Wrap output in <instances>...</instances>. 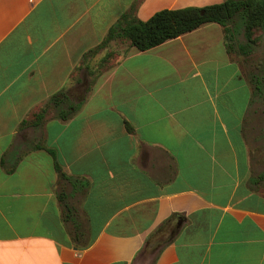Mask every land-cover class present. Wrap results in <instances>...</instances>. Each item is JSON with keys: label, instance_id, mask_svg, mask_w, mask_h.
Here are the masks:
<instances>
[{"label": "crops", "instance_id": "0c3cea01", "mask_svg": "<svg viewBox=\"0 0 264 264\" xmlns=\"http://www.w3.org/2000/svg\"><path fill=\"white\" fill-rule=\"evenodd\" d=\"M224 1L0 0V264H264L263 144L223 27L93 65L125 15ZM94 78L71 119L24 126Z\"/></svg>", "mask_w": 264, "mask_h": 264}, {"label": "trees", "instance_id": "16d2710c", "mask_svg": "<svg viewBox=\"0 0 264 264\" xmlns=\"http://www.w3.org/2000/svg\"><path fill=\"white\" fill-rule=\"evenodd\" d=\"M208 23H216L223 27L226 48L231 55L237 51L242 55H249L252 52V47L258 43L259 37L256 34L264 32V0H225L221 4L203 8L166 9L156 13L146 22L136 18L129 19L125 15L110 29L108 36L98 49L105 48L111 42L118 40L144 52ZM241 28L247 42L235 46V36ZM92 52L94 53L95 50ZM111 57H113V53L105 57L102 62H107ZM101 74L102 72H99L97 78ZM95 78L87 84L80 81V85L77 87L56 93L39 113L35 114L30 121L24 122V126H41L51 108L54 109L56 118L62 121L71 119L87 101ZM252 86V104L257 96L263 98L264 102L263 87L260 81L258 79L254 80ZM126 129L129 133H134L133 127L128 122H126ZM35 149L45 148L36 145ZM46 150L54 158L56 171L62 178L66 179L67 176L62 171L63 168L58 161L56 151L53 149ZM2 165L5 167V160L2 161ZM6 170L8 173H12L15 167L13 169L6 168Z\"/></svg>", "mask_w": 264, "mask_h": 264}, {"label": "rangeland", "instance_id": "374dc122", "mask_svg": "<svg viewBox=\"0 0 264 264\" xmlns=\"http://www.w3.org/2000/svg\"><path fill=\"white\" fill-rule=\"evenodd\" d=\"M258 38V43L252 47V52L249 55H242L237 51L236 53L232 54L233 60L238 62L243 70V74L247 81L249 82L250 86H252V82L255 80H259L264 93V32H258L256 34ZM235 46L237 44H246V38L244 32L241 29L237 31L235 36ZM128 47V43L121 44V42H113L107 50L102 51L97 58L93 61L94 67L97 69L98 72L101 70H105L106 68L115 64L116 61H119L122 54L126 48ZM115 51L117 53L116 57L110 58V60L105 64V66L99 67L100 60L109 52ZM120 55V56H119ZM250 115L255 113V115L250 116V126L249 129L251 130V136L256 139V142H260L263 144L261 146L262 153L264 155V102L263 98L255 97L252 106L250 107ZM29 135H32L29 133ZM256 154V153H255ZM264 164V163H263Z\"/></svg>", "mask_w": 264, "mask_h": 264}]
</instances>
